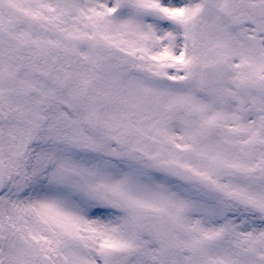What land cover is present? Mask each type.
I'll return each mask as SVG.
<instances>
[{
  "label": "snow or ice",
  "instance_id": "obj_1",
  "mask_svg": "<svg viewBox=\"0 0 264 264\" xmlns=\"http://www.w3.org/2000/svg\"><path fill=\"white\" fill-rule=\"evenodd\" d=\"M0 264H264V0H0Z\"/></svg>",
  "mask_w": 264,
  "mask_h": 264
}]
</instances>
